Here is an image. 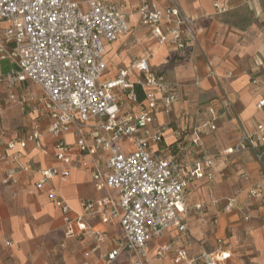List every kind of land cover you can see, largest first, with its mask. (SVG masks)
<instances>
[{"label": "crops", "instance_id": "0c3cea01", "mask_svg": "<svg viewBox=\"0 0 264 264\" xmlns=\"http://www.w3.org/2000/svg\"><path fill=\"white\" fill-rule=\"evenodd\" d=\"M150 1L157 9L170 4L167 0ZM123 4L129 14L130 32L106 44L103 79H113L119 71L130 70L135 80L134 61L147 57L151 70L162 72L179 89V100L170 111L156 114L153 126H166L159 148L171 150L176 142L185 145L186 164L203 151L215 158L212 181L198 178L188 183V232L180 234L172 229L151 240L144 264H186L175 262L180 249L186 250L189 258L205 250L230 254L224 264H264V199H248L249 182L242 178L247 171L251 181L264 192L260 167L251 152L224 155L225 150L238 143L241 126L250 131L264 121V110L257 108L264 94V0H176L190 18L196 36L195 42L181 40L178 44L160 43L141 24L137 12L140 0H124ZM6 27V23H0V36ZM5 61L9 62L4 66L6 71L2 66ZM12 67L10 60H0L1 74ZM255 79L260 83L254 84ZM40 94L38 86L31 83L0 86V264H104L103 257L122 232L117 222L102 223L98 205L96 214L84 216V204L95 203L102 196L91 174L72 169L67 181L56 177L43 188H34L41 170L62 167L53 157L55 140L47 133L49 116L37 100ZM11 95L15 96L14 101ZM198 104L221 111L217 130L203 136L201 148L186 143L189 115ZM35 127L46 152L33 143L26 148L7 149L8 142L25 138ZM66 139L74 142L71 135ZM70 157L74 161L83 159L77 151ZM100 165L104 163L101 161ZM8 168L18 171L17 185L4 182ZM52 193L59 194L70 207L73 235H67L68 225L51 199ZM230 197H237L243 210L237 207L226 212L224 206ZM197 205L202 208L197 209ZM81 216V222L89 229L103 233L102 243L96 245L94 239L79 230ZM167 243L173 244L172 250L158 258V249ZM117 264H130V254L124 252Z\"/></svg>", "mask_w": 264, "mask_h": 264}, {"label": "built area", "instance_id": "2783aa9c", "mask_svg": "<svg viewBox=\"0 0 264 264\" xmlns=\"http://www.w3.org/2000/svg\"><path fill=\"white\" fill-rule=\"evenodd\" d=\"M167 1L169 6L157 9L150 0H140L137 12L141 24L160 43L195 42L190 18L177 6L176 0ZM123 2L0 0V23L7 24L0 36V60H10L13 64L10 71L0 73V86L31 83L41 90L37 100L49 116L47 133L55 140L53 157L62 167L41 170L34 188L41 189L56 177L65 182L72 169L90 173L102 196L95 203L84 204V216L96 214L98 205L102 223L117 222L122 232L103 257L104 264H117L124 252L130 254V264H144L151 240L172 229L180 234L188 232V183L198 178L212 181L215 158L203 151L186 164L185 145L176 153L159 148L166 126H153L156 114L170 111L179 100V89L162 72L152 71L147 57L134 61L135 80L130 70L119 71L113 79H103L106 44L130 32L129 14ZM211 74L216 76L213 71ZM253 83L260 82L255 79ZM138 88L144 98L140 97ZM10 99L14 101L15 96L11 95ZM257 108L264 110V94ZM220 117V109L196 105L189 115L186 143L201 148L203 136L217 130ZM37 128L25 138L8 142L7 149L26 148L33 143L46 152ZM68 135L74 138L73 143L67 141ZM73 151L83 159L72 160ZM246 151L253 154L264 178V121L256 123L250 131L241 126L238 143L225 150L224 155ZM17 172L6 169L4 182L17 185ZM242 178L249 182L247 198L263 200L261 186L251 181L247 171L242 173ZM50 197L64 215L67 235H73L70 207L59 194L52 193ZM237 207L243 210L240 200L230 197L224 209L230 212ZM196 208L201 209L202 205ZM84 216L78 220L79 230L99 245L104 241L103 233L81 222ZM172 248V243L162 245L157 257L164 258ZM229 256L203 250L197 257L189 258L186 250L180 249L175 262L224 264Z\"/></svg>", "mask_w": 264, "mask_h": 264}, {"label": "trees", "instance_id": "16d2710c", "mask_svg": "<svg viewBox=\"0 0 264 264\" xmlns=\"http://www.w3.org/2000/svg\"><path fill=\"white\" fill-rule=\"evenodd\" d=\"M137 90H138V92L140 94V97L144 98V95H142V93L140 91V88H138ZM180 147H181V144L179 142H176V143L171 145V149H172L173 153H176L179 150Z\"/></svg>", "mask_w": 264, "mask_h": 264}, {"label": "rangeland", "instance_id": "374dc122", "mask_svg": "<svg viewBox=\"0 0 264 264\" xmlns=\"http://www.w3.org/2000/svg\"><path fill=\"white\" fill-rule=\"evenodd\" d=\"M9 64V62L8 61H5V62H2V66L4 67V66H6V65H8ZM4 71H6L8 68H6V67H4Z\"/></svg>", "mask_w": 264, "mask_h": 264}]
</instances>
